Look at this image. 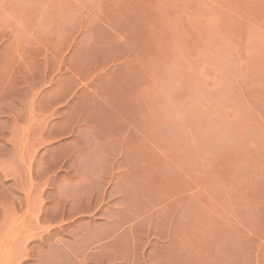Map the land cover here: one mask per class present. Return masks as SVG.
Returning <instances> with one entry per match:
<instances>
[{
	"label": "crops",
	"instance_id": "0c3cea01",
	"mask_svg": "<svg viewBox=\"0 0 264 264\" xmlns=\"http://www.w3.org/2000/svg\"><path fill=\"white\" fill-rule=\"evenodd\" d=\"M182 2L0 0V83L29 91L31 139L43 126L56 139L30 154L86 173L78 214L64 196L58 224L32 183L6 264L56 226L68 264H264V120L214 79L200 87L178 48Z\"/></svg>",
	"mask_w": 264,
	"mask_h": 264
},
{
	"label": "rangeland",
	"instance_id": "374dc122",
	"mask_svg": "<svg viewBox=\"0 0 264 264\" xmlns=\"http://www.w3.org/2000/svg\"><path fill=\"white\" fill-rule=\"evenodd\" d=\"M182 1V23H176L178 48L184 56L192 55L199 69L200 87L214 79V84H221L226 99H245L264 120V0ZM171 24L174 23H163L161 33L165 40L174 31ZM14 79L5 76L0 83V264L10 260L4 244L15 237L8 236V218L30 195L33 182H38L40 198L48 190L54 197L51 213L58 224L62 221L64 196L72 202L73 213L78 214L79 190L86 179L84 173L80 182L79 173L73 171L64 177L62 162L47 154L40 156L39 161L36 155L32 157L31 149H50L54 153L56 139L47 138L46 126L38 131V140L31 139V109L21 104L29 99V91L23 90L20 82L16 87ZM32 162L38 163L34 170ZM47 163L52 170L47 169ZM45 229L46 225H39V232ZM65 237L59 226L49 236L40 233L22 264H68L61 245Z\"/></svg>",
	"mask_w": 264,
	"mask_h": 264
}]
</instances>
